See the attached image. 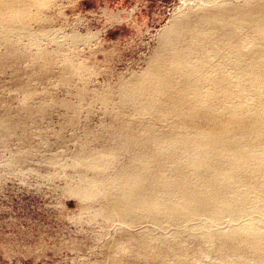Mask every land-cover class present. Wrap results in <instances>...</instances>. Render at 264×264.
Returning <instances> with one entry per match:
<instances>
[{
  "label": "bare ground",
  "instance_id": "1",
  "mask_svg": "<svg viewBox=\"0 0 264 264\" xmlns=\"http://www.w3.org/2000/svg\"><path fill=\"white\" fill-rule=\"evenodd\" d=\"M44 4L0 0V40ZM158 41L142 71L102 95L106 145L74 160L93 173L79 193L119 224L105 264H264V0L190 8Z\"/></svg>",
  "mask_w": 264,
  "mask_h": 264
},
{
  "label": "rangeland",
  "instance_id": "2",
  "mask_svg": "<svg viewBox=\"0 0 264 264\" xmlns=\"http://www.w3.org/2000/svg\"><path fill=\"white\" fill-rule=\"evenodd\" d=\"M210 1L45 0L22 34L0 40V264H105L119 224L100 216L103 199L79 193L93 173L74 160L106 145L102 95L147 66L164 28ZM65 64L69 84L58 79Z\"/></svg>",
  "mask_w": 264,
  "mask_h": 264
}]
</instances>
